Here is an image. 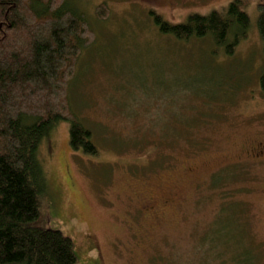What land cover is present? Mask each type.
<instances>
[{
  "label": "rangeland",
  "instance_id": "374dc122",
  "mask_svg": "<svg viewBox=\"0 0 264 264\" xmlns=\"http://www.w3.org/2000/svg\"><path fill=\"white\" fill-rule=\"evenodd\" d=\"M233 1L72 4L97 34L70 96L97 153L74 151L70 123L58 124L40 150L38 223L72 240L77 264H264V0H241L251 28L231 55L164 36L151 15L184 24Z\"/></svg>",
  "mask_w": 264,
  "mask_h": 264
},
{
  "label": "trees",
  "instance_id": "16d2710c",
  "mask_svg": "<svg viewBox=\"0 0 264 264\" xmlns=\"http://www.w3.org/2000/svg\"><path fill=\"white\" fill-rule=\"evenodd\" d=\"M74 1L0 0V264H77L72 240L38 223L47 191L40 150L58 124L70 123L74 151L97 153L92 132L70 103L79 62L97 41L93 23L84 10L74 9ZM96 15L105 21L106 5ZM151 15L162 35L179 42L209 38L227 55L251 28L241 0L231 2L224 13L191 14L184 24ZM257 30L264 56V3ZM258 81L264 96V72ZM182 130L178 138L184 137ZM222 252L232 255L225 244ZM230 264L240 263L233 257Z\"/></svg>",
  "mask_w": 264,
  "mask_h": 264
},
{
  "label": "flooded vegetation",
  "instance_id": "af4514ba",
  "mask_svg": "<svg viewBox=\"0 0 264 264\" xmlns=\"http://www.w3.org/2000/svg\"><path fill=\"white\" fill-rule=\"evenodd\" d=\"M261 152L263 153L264 152V149Z\"/></svg>",
  "mask_w": 264,
  "mask_h": 264
}]
</instances>
